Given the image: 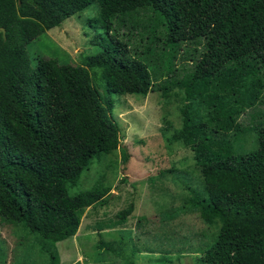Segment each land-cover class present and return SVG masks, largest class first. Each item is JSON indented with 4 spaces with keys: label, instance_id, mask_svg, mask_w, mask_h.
<instances>
[{
    "label": "trees",
    "instance_id": "1",
    "mask_svg": "<svg viewBox=\"0 0 264 264\" xmlns=\"http://www.w3.org/2000/svg\"><path fill=\"white\" fill-rule=\"evenodd\" d=\"M95 4L87 25L102 50L79 71L41 57L32 67L27 46ZM192 5L209 7L219 27L183 20L193 26L180 33L175 16L187 19ZM212 46L220 63L200 74ZM151 92L181 95L173 140L194 152L206 194L185 199L183 208L218 230L202 262L264 264V0H0V218L39 235L49 264H60L57 245L115 196L103 183L77 195L69 187L103 154L120 151L125 164L130 158L110 116L112 97ZM134 210L131 202L115 216L120 221L89 229H121Z\"/></svg>",
    "mask_w": 264,
    "mask_h": 264
},
{
    "label": "rangeland",
    "instance_id": "2",
    "mask_svg": "<svg viewBox=\"0 0 264 264\" xmlns=\"http://www.w3.org/2000/svg\"><path fill=\"white\" fill-rule=\"evenodd\" d=\"M189 8L187 19H181L185 12L175 16L174 24L180 33L193 26L184 22L190 19L207 22L210 31L219 27L210 16L209 7ZM98 9V5H92L31 42L27 53L32 67L36 58L41 57L58 59L81 70L86 56L102 50L100 45L93 44L96 33L87 25V19L95 17ZM198 28V24L194 25V35L198 34ZM220 60L219 47L212 46L200 74L210 72ZM94 73L100 72L92 70L91 77L94 86L103 93L104 83L96 80ZM180 98L178 92L170 98H164L160 92H151L146 97H112L110 116L119 126L121 144L128 150L129 161L123 163L120 151L95 158L78 184L69 187V193L77 195L103 183L119 196H112L102 211L95 214L88 211L90 216L85 214L75 237L57 245L60 264H204L202 251L215 243L218 230L207 226L198 214L185 213L183 208L185 199L195 193L205 198L206 194L194 152L173 140L182 127ZM233 98L237 100V96ZM203 105L195 104L201 118L207 115ZM238 109L243 112V104ZM251 146L247 148L250 150ZM131 202L135 203V210L121 229L105 230L102 235L89 229L98 220L120 221L115 216ZM101 240L110 245V250L107 246L97 248ZM49 261L39 235L0 218V264H49Z\"/></svg>",
    "mask_w": 264,
    "mask_h": 264
},
{
    "label": "water",
    "instance_id": "3",
    "mask_svg": "<svg viewBox=\"0 0 264 264\" xmlns=\"http://www.w3.org/2000/svg\"><path fill=\"white\" fill-rule=\"evenodd\" d=\"M2 33H3V36H4V39H6V31L4 28L1 29Z\"/></svg>",
    "mask_w": 264,
    "mask_h": 264
},
{
    "label": "crops",
    "instance_id": "4",
    "mask_svg": "<svg viewBox=\"0 0 264 264\" xmlns=\"http://www.w3.org/2000/svg\"><path fill=\"white\" fill-rule=\"evenodd\" d=\"M115 195H116V194H115ZM64 243H65V242H64ZM64 243L61 242V243H59V244L61 245V244H64ZM57 248H58V246H57ZM57 250H58V249H57ZM58 255H59V252H58ZM59 258H60V256H59ZM60 260H61V258H60Z\"/></svg>",
    "mask_w": 264,
    "mask_h": 264
}]
</instances>
